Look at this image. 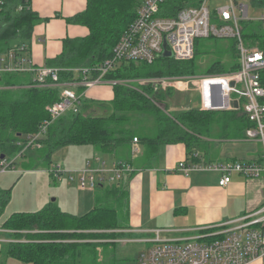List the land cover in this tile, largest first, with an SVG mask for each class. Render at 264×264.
<instances>
[{
    "label": "trees",
    "instance_id": "trees-1",
    "mask_svg": "<svg viewBox=\"0 0 264 264\" xmlns=\"http://www.w3.org/2000/svg\"><path fill=\"white\" fill-rule=\"evenodd\" d=\"M0 52L11 48L12 41L30 38L38 16L31 11L29 0H1ZM140 0H86L85 9L69 22L87 27L88 34L80 38H66L63 48L46 65L58 70V83L77 80L74 69L93 68L111 57L112 49L121 33L136 15ZM201 0H164L160 16L174 17L185 7L198 6ZM20 7L18 11L17 8ZM244 41L264 52V27L257 25L251 32H243ZM192 59L177 61L161 56L153 63L123 61L107 72L104 80L132 79L133 83L113 84L110 100L83 97L78 112L68 111L52 121L46 133L37 140L39 158L50 162L53 151L67 145H90L93 150L111 153L120 161H128L131 140L137 137L145 149V162L155 156L162 145L185 143L194 145L204 139L239 141L245 139V130L253 127L237 108L227 111H208L188 107L170 112L167 96L173 90H163L151 82L137 80L159 77L194 75L195 58L203 52L196 46ZM234 60L230 64L220 57L214 60L204 74L223 73L238 68L235 40L226 48ZM221 53V50L219 51ZM222 56V54H221ZM92 77H96L93 74ZM264 87V70L260 74ZM49 79L46 80V84ZM38 86L29 74H4L0 77V155L5 158L20 153L26 137L38 131L49 119L46 107L59 100V88ZM83 88H78L77 91ZM101 111V112H100ZM142 119L151 126L138 127ZM136 125V128H133ZM30 146H28L29 148ZM126 155V157H124ZM196 160V159H194ZM94 207L85 214L74 215L49 203L36 211L14 212L1 224L11 231L12 242L6 254L31 264H103L101 245L113 243L119 224L117 206L127 196L126 188L110 185L96 187ZM9 190L0 191V210L8 201ZM114 205H110V204ZM127 210V209H126ZM127 216V212H125Z\"/></svg>",
    "mask_w": 264,
    "mask_h": 264
},
{
    "label": "built area",
    "instance_id": "built-area-1",
    "mask_svg": "<svg viewBox=\"0 0 264 264\" xmlns=\"http://www.w3.org/2000/svg\"><path fill=\"white\" fill-rule=\"evenodd\" d=\"M136 15L121 33L112 49L111 57L96 67L74 69L77 80L58 83V70L50 67H34L25 53L24 44H15L0 52V77L4 74H29L38 86L58 85L59 100L46 107L49 119L44 120L36 133L27 135L25 148L39 147L37 142L47 130L48 125L68 111L78 112L84 92L104 82L103 76L123 61H141L153 63L168 49L174 60L186 61L192 58L195 41L199 38H217L235 40L238 68L223 73H208L181 77H163L161 80H149L153 85L173 87L177 90L194 89L200 97V108L210 111H227L240 108L254 123L245 130V139L258 141L261 150L252 160H232L206 162L199 160L195 152L192 162L181 161L177 168L184 174L190 171H217L221 174L218 184L224 186L231 181L232 174L245 178H257L264 174V87L260 74L264 70V52L243 38L244 20H254L256 26L264 27V11L258 17H249L246 2L264 4V0H224L225 4L211 10L212 1L201 0L198 6L185 7L174 17L160 16V6L164 0H140ZM2 1L0 0V4ZM264 10V9H263ZM165 45V47H164ZM96 74V77H92ZM49 82L46 84V80ZM140 83L141 80H137ZM237 102L234 108L232 102ZM139 142L137 137L131 140V151ZM37 147V148H38ZM24 149L16 155L23 154ZM14 159H0V173L9 170ZM53 176L60 178L63 173L58 167ZM75 175L69 180L75 181L80 189L94 190L106 183L116 186L125 184L133 174L126 162H114L111 166L100 156L87 160L81 169H74ZM123 184V185H124ZM107 185V184H106ZM209 233L186 234L167 238L162 233L169 230L155 228L152 237L127 238L124 242L143 243L146 247L136 257V264H248L260 259L264 264V203L257 209L225 221L214 227ZM213 229V228H212ZM194 231V230H190ZM211 232V233H210Z\"/></svg>",
    "mask_w": 264,
    "mask_h": 264
},
{
    "label": "crops",
    "instance_id": "crops-1",
    "mask_svg": "<svg viewBox=\"0 0 264 264\" xmlns=\"http://www.w3.org/2000/svg\"><path fill=\"white\" fill-rule=\"evenodd\" d=\"M85 2L86 0H29V7L38 16V20L30 32V38L15 44L25 45V53L34 67H48L46 60L54 59L61 53L64 39L80 38L88 34L87 27L68 21L85 9ZM83 92L85 98L110 100L113 97V86L104 80ZM135 148L126 161L134 172L124 185L117 186H122L127 191V222L116 230L119 236L114 241L135 237L149 238L153 236L155 228L169 230L162 233L167 238L196 233V230L208 229L213 232L214 227L219 224L253 211L264 203V174L257 178L232 174L231 181L220 186L218 181L221 174L217 171L194 170L184 174L177 168L181 161L192 162L195 159L192 158L194 152L199 160L206 162L252 160L258 157L261 150L258 141L204 139L188 146L185 143L166 144L160 147L155 158L146 162L142 143L138 142ZM92 151L90 157L95 156L93 148ZM85 157L84 164L90 159ZM120 160L113 159L109 165L106 162V165L109 167L117 161L125 162ZM106 184L101 187L111 185ZM94 190L75 186L77 194L74 195L72 206L76 212L81 208L85 209L80 215L89 212L95 205L96 192L100 189L96 192ZM11 242V238L8 240L0 236V260L2 255L7 257L3 258L4 264L20 261L8 256L6 250L3 253L2 244ZM139 252L135 253L134 261ZM105 259L107 256L104 255ZM110 261L111 259L108 263L112 264Z\"/></svg>",
    "mask_w": 264,
    "mask_h": 264
},
{
    "label": "rangeland",
    "instance_id": "rangeland-1",
    "mask_svg": "<svg viewBox=\"0 0 264 264\" xmlns=\"http://www.w3.org/2000/svg\"><path fill=\"white\" fill-rule=\"evenodd\" d=\"M246 3L249 7L250 18L258 17L263 13L264 4L252 1H248ZM224 4V0L218 2L212 1L210 7L211 10H214ZM242 25L244 26V32H251L256 27V22H254V20H244ZM231 40L232 39L217 38L197 39L198 44H196V46L200 45L203 52L198 54L195 58L196 74L194 75L204 74L208 66L220 57L226 62V64H230L234 58L232 57L231 52L227 51L226 48L230 45ZM21 41V38H17L12 41V44L14 45L15 43ZM220 50L221 53H219ZM161 78L163 77L155 76L141 79V81L146 82L149 80H161ZM105 81L110 86L113 84H119L123 81L124 83H133L132 79H126L123 81L107 79ZM166 88L173 90L172 94L167 96V100L171 107L170 112L173 115L176 110L200 106V97L196 90L190 88L185 91H180L168 86L165 87V89ZM79 91L80 92L77 91V93L83 92L82 90ZM83 97H85L84 94ZM96 99L102 101L105 100L99 98ZM138 122L139 124L137 128L141 127V125L144 128L151 126V121L149 119H142V123H140V121ZM133 128H136V125ZM37 147V145L35 147H27L24 149L23 154L19 157H16V155L7 157L9 160L14 159V163L10 166L8 171L0 173V191L10 189L8 201L0 210V225L8 216H10L11 213H18L19 211H36L49 203L58 206L62 211L71 214L73 213L74 215H80L85 211V209L82 208L79 212L74 210L72 203L74 195L77 194L75 192V186L77 185L75 181L69 180L68 178L70 175H75L72 169L83 168L84 157H90L93 152L92 147L90 145H67L60 147L52 152L50 162H44L39 158V153L35 150ZM93 155L100 156L107 162L108 165L113 161V159H117L114 154L101 153L95 150ZM124 157H126V155ZM55 167H58L59 170L63 172L60 178L54 177L53 172H51V170ZM96 190H94V192H96ZM97 192H99V190ZM123 201L117 206V209L119 210V224H126L127 222L125 217L126 204ZM110 205L114 204L112 203ZM0 229V236L2 235L4 239L6 238L10 240L12 237L10 234H12V232L2 228ZM205 230L207 231H201V233H209L208 229ZM2 246L4 253L8 244H2ZM144 248L145 245L143 243H122L120 241H114L113 243L101 245V250L103 251L102 254L107 256L108 261L111 259L110 262H112V264H136V260L134 261L135 253L143 250ZM3 258L6 259L7 257L2 255L0 264H4ZM107 259H105V261L103 258V264H109ZM260 261V259H256V261L254 260L250 264H262ZM14 264L24 263L15 261Z\"/></svg>",
    "mask_w": 264,
    "mask_h": 264
},
{
    "label": "water",
    "instance_id": "water-1",
    "mask_svg": "<svg viewBox=\"0 0 264 264\" xmlns=\"http://www.w3.org/2000/svg\"><path fill=\"white\" fill-rule=\"evenodd\" d=\"M165 47V45H164ZM162 56H166V57H172V54L171 52L168 50V49H164L163 53H162ZM232 105L234 108H237V102L236 101H233L232 102ZM4 158V155H0V159L2 160Z\"/></svg>",
    "mask_w": 264,
    "mask_h": 264
},
{
    "label": "bare ground",
    "instance_id": "bare-ground-1",
    "mask_svg": "<svg viewBox=\"0 0 264 264\" xmlns=\"http://www.w3.org/2000/svg\"><path fill=\"white\" fill-rule=\"evenodd\" d=\"M133 61V60H132Z\"/></svg>",
    "mask_w": 264,
    "mask_h": 264
}]
</instances>
